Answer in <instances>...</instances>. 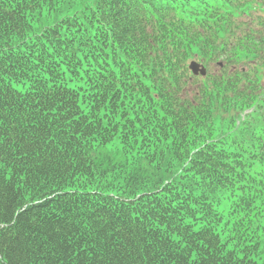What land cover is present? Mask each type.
Listing matches in <instances>:
<instances>
[{"label": "trees", "instance_id": "trees-1", "mask_svg": "<svg viewBox=\"0 0 264 264\" xmlns=\"http://www.w3.org/2000/svg\"><path fill=\"white\" fill-rule=\"evenodd\" d=\"M54 3L0 0V264H264V0H97L34 33ZM141 139L166 181L99 166Z\"/></svg>", "mask_w": 264, "mask_h": 264}, {"label": "rangeland", "instance_id": "rangeland-1", "mask_svg": "<svg viewBox=\"0 0 264 264\" xmlns=\"http://www.w3.org/2000/svg\"><path fill=\"white\" fill-rule=\"evenodd\" d=\"M55 3L50 6L49 9H45L43 12H40L34 17L32 22L33 32H39L43 27L52 25L57 21L65 18L72 17L75 15H79L86 12L88 9H92L95 6L97 0H54ZM248 113L249 108L245 109L243 113ZM243 117V116H242ZM226 125V127H225ZM232 124L228 121H220V123L216 124L217 134L218 136L225 135L232 131ZM137 146L131 150H127L124 152V149L116 143L110 144L101 152V157L105 158L104 163L99 164L102 168H106L107 160L109 163H119L120 156L124 162V165L129 169V172L134 176L133 179H138V175L140 178H144V180H153L155 185H159L161 182L166 181L170 174L173 172L170 165L165 166V164L161 165V172L153 175L155 169H152V165H150L149 161L152 160V142L148 139H141L138 141ZM170 158L169 155L166 156V160ZM119 172L126 173V170H119ZM151 178V179H150ZM147 186L153 187L147 181H142L140 184L136 186H129L131 189H143ZM222 206L226 209L227 205L224 203ZM222 208V207H221ZM258 226L260 230L264 233V210L261 213V219L258 222Z\"/></svg>", "mask_w": 264, "mask_h": 264}, {"label": "water", "instance_id": "water-1", "mask_svg": "<svg viewBox=\"0 0 264 264\" xmlns=\"http://www.w3.org/2000/svg\"><path fill=\"white\" fill-rule=\"evenodd\" d=\"M189 69L194 76H197V75L204 76L205 75L204 68H202L200 65L196 64L195 62L190 63Z\"/></svg>", "mask_w": 264, "mask_h": 264}]
</instances>
